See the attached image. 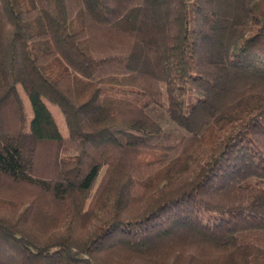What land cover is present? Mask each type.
Instances as JSON below:
<instances>
[{"label": "trees", "instance_id": "trees-1", "mask_svg": "<svg viewBox=\"0 0 264 264\" xmlns=\"http://www.w3.org/2000/svg\"><path fill=\"white\" fill-rule=\"evenodd\" d=\"M0 264H264V0H0Z\"/></svg>", "mask_w": 264, "mask_h": 264}, {"label": "rangeland", "instance_id": "rangeland-1", "mask_svg": "<svg viewBox=\"0 0 264 264\" xmlns=\"http://www.w3.org/2000/svg\"><path fill=\"white\" fill-rule=\"evenodd\" d=\"M17 89H18L19 95L22 99V102L24 104L27 122H29V120L31 119L32 112L30 109V105H29L27 96L25 95V93L22 90V87L20 85H17ZM129 95L131 97H133L134 99H136L140 104L147 103L146 98L144 96L136 93L135 90L132 93H130ZM48 107L50 108V110L52 111V113L55 117V120L59 126L61 134L63 136H67V131H66L63 116L61 115V113L59 112V110L55 106L48 104ZM146 111L149 115H151L162 126V130H163L161 135L150 137V142L157 144V145H168V144L175 143L176 141H178L180 139V137H182L183 135L186 134V132L184 130H182L180 127L175 125L169 119V117L166 113L165 103L163 104V106H159L156 104L149 103L146 106ZM103 172L104 171H102V173L100 174V178L98 179L94 189L99 184V181L101 179V176L103 175ZM262 184L263 183L257 178H251L244 183V185H262ZM93 193L94 192H91L90 196H93Z\"/></svg>", "mask_w": 264, "mask_h": 264}]
</instances>
